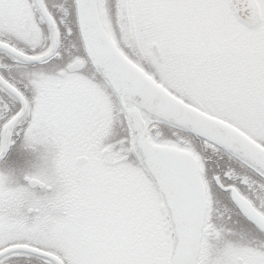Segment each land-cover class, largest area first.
<instances>
[{
    "label": "snow or ice",
    "instance_id": "1",
    "mask_svg": "<svg viewBox=\"0 0 264 264\" xmlns=\"http://www.w3.org/2000/svg\"><path fill=\"white\" fill-rule=\"evenodd\" d=\"M0 264H264V0H0Z\"/></svg>",
    "mask_w": 264,
    "mask_h": 264
},
{
    "label": "flooded vegetation",
    "instance_id": "2",
    "mask_svg": "<svg viewBox=\"0 0 264 264\" xmlns=\"http://www.w3.org/2000/svg\"><path fill=\"white\" fill-rule=\"evenodd\" d=\"M239 227H241V226H239Z\"/></svg>",
    "mask_w": 264,
    "mask_h": 264
}]
</instances>
